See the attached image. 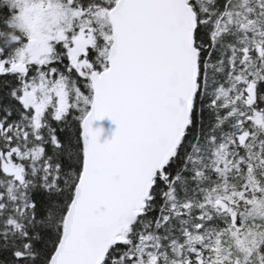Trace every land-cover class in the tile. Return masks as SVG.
Listing matches in <instances>:
<instances>
[{"label": "snow or ice", "instance_id": "6c2138e0", "mask_svg": "<svg viewBox=\"0 0 264 264\" xmlns=\"http://www.w3.org/2000/svg\"><path fill=\"white\" fill-rule=\"evenodd\" d=\"M0 264H264V0H0Z\"/></svg>", "mask_w": 264, "mask_h": 264}, {"label": "water", "instance_id": "95a60500", "mask_svg": "<svg viewBox=\"0 0 264 264\" xmlns=\"http://www.w3.org/2000/svg\"><path fill=\"white\" fill-rule=\"evenodd\" d=\"M100 124H102L105 129V135L110 134L111 129L114 127V125H112L111 122L108 120L102 121L100 122Z\"/></svg>", "mask_w": 264, "mask_h": 264}]
</instances>
